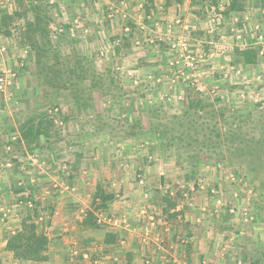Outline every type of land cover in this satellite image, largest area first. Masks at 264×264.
Instances as JSON below:
<instances>
[{"label":"rangeland","instance_id":"1","mask_svg":"<svg viewBox=\"0 0 264 264\" xmlns=\"http://www.w3.org/2000/svg\"><path fill=\"white\" fill-rule=\"evenodd\" d=\"M231 2L192 0L201 12L192 23L209 31L213 42L219 41L218 28L232 35L236 27L245 28L243 40L250 45L252 23L235 24L233 17L248 14L264 24V0H237L240 11L230 10ZM143 3L124 0L119 8L127 14L129 33L124 35L119 16H108L113 0H0V17L10 18L9 32L0 33V77L14 74L0 89V207L8 210L7 218L0 215V264H97L100 253H81L80 247L98 245L97 236L108 231V221L112 228L119 226L120 206L143 207L148 201L166 205L167 200L166 206L174 204L172 210L179 206L178 214L170 211L168 216H179L183 224L201 218L204 225L190 224L199 233L209 222H218L215 239L220 246L230 232L248 233L253 225L264 232V108L238 102L235 79H210L207 74L228 61L244 66L236 57L249 48L227 44L224 51L237 53L225 54L228 61L222 57L220 62L211 48L198 66L197 80L182 79L185 69L170 65L172 44L189 38L190 24L175 23L174 4H166L167 14L161 17L156 11L148 15ZM205 9L216 15L214 27L206 21ZM75 19L81 31L72 37L68 23ZM34 25L35 35L30 32ZM84 29L89 33L82 34ZM146 40L151 46L144 45ZM187 42L197 54L208 55L203 43ZM210 85L218 86L224 97H210ZM197 101L206 106L199 113L191 107ZM41 119L48 122L47 134L32 143L24 140L27 122ZM149 171L155 186L161 182L168 187L146 184ZM97 186L114 197L105 209L93 200ZM149 190L151 197H144ZM33 208L49 241V257L42 263L16 261L5 251L7 238L20 228L9 216L16 213L21 220ZM90 214L95 225L83 226ZM231 243L234 249L250 248L246 238ZM138 244L146 250L147 244ZM221 248L199 264H253V254L243 261L240 252L232 249L234 254L225 256ZM101 254L106 264L109 253L103 249Z\"/></svg>","mask_w":264,"mask_h":264},{"label":"crops","instance_id":"2","mask_svg":"<svg viewBox=\"0 0 264 264\" xmlns=\"http://www.w3.org/2000/svg\"><path fill=\"white\" fill-rule=\"evenodd\" d=\"M166 1L167 0H153V7L156 9H151L149 13L153 15V12L156 11L155 12L156 14H159L161 15V17H163V15L167 14L165 10ZM181 1L183 2L182 5L183 7L181 8L180 3H174L176 7L175 9L176 14L172 15L171 17L175 18L174 19L175 23H179L183 21L184 23L188 22V24H190L188 25L190 27L189 36H188L189 38H186V40L193 42V45L194 44L199 45L203 43L201 49L207 50L208 55L212 48L213 50L211 52L213 53L215 52L214 56L219 57L217 58L218 62L221 61L222 57L223 58L225 57L226 60L229 56V55L225 56V54L227 53L234 55L233 52H235L236 49L241 48L242 49L241 51H243V47L239 46L238 44H236L235 46L236 49L233 50V48H228L227 51H224V48L225 47L227 48V46L225 45L235 43L232 34L229 33L231 32L229 31V29L218 28L217 29L218 31L216 33H218L219 41L213 42L210 37L209 31L206 32L204 29L200 28L199 25L195 22H193L195 23V25L192 26L193 24L192 21H194L197 18L198 14L201 13L200 9L199 10L194 9L192 0H181ZM185 6L187 7L185 8ZM136 7L137 8L142 7V3L136 4ZM142 12L145 14L144 10ZM149 13L147 14L149 15ZM202 13L204 17L207 18L206 21L209 23L208 18L211 17L212 10L205 9L204 11H202ZM108 16H110L111 18L113 17V19L116 18V16L114 17V15H108ZM166 17L169 18L170 15H167ZM222 20L223 19H221V21ZM228 20L229 23H231L230 17H228ZM137 24H139L143 30L145 29V27L141 25L142 24L141 22L137 21ZM195 29H197V31L195 32L192 31ZM136 30H138L137 27ZM179 31L181 35L185 34V32H183L182 30ZM150 32L151 30L147 28L146 33H150ZM163 33L165 32L163 31L162 34ZM180 39H183V37H181ZM148 44H149L148 40H146L144 45L147 46ZM149 46H151V44H149ZM236 58L240 59V62H242L246 66L250 65V64H246L241 56L238 55V57ZM168 177L169 176H166L162 183H166L167 182L166 178ZM151 178L152 175L151 172L149 171V173L147 172L146 184L151 185V183L153 182L155 186V180ZM160 183L161 182H159L156 186H158ZM166 186L159 185V187H166ZM146 194H144V197L147 196L151 197L150 190ZM153 203L154 202L148 201V203L145 206H143L145 209H149L148 214L149 213L153 214L156 221L155 222L156 226H154L155 228L154 227L152 228L150 233V239H148V242L146 243L147 244L146 250L144 247L143 248L135 247V245L139 246L138 241H142V239L139 238L138 235L141 237L144 226H148V218L140 214L141 207L139 206L137 207L135 205L130 206V204H127V206H120L121 207L120 213L121 216H123L122 218L124 219L120 218L121 220L119 222V226L113 228L112 226L107 227L108 231L112 232L116 237L115 238L116 242L114 243V245L104 244L103 240H104L105 232H103L99 234V236H97L98 245H96L93 248L91 247V249L84 248L83 246L84 249L80 247L79 251L81 253L86 250L99 252L100 254H97V260H98L96 262L97 264L105 263L106 257L103 258L101 254L103 249L105 252L109 253L107 258L108 262L106 264H199L200 260L203 259L205 256H207L208 253H212L211 255H213L214 254L213 252H217L218 250L217 248L219 247H222L219 251L220 253H224L225 256H232L234 254V251L232 249L234 248L232 246L231 241H237L241 239L245 240L246 238L247 241H250V248L244 244L241 245L240 247H237L239 249H234L236 250L235 253L237 254L238 252H240L239 255L241 256L243 261L249 258L250 254H253L255 256V258L252 260L253 264H257V263L264 264V232H262V230H257V228H255L254 225L253 227L250 226L253 230L248 233L242 232L239 234H235L233 232H230L228 238L227 239L224 238L225 241L220 246L221 244L220 239H218V237L215 239L216 237L215 231L218 230V226H219L218 222L217 223L209 222V225L205 228V231L203 233H199L197 232L198 228L196 230L195 227L196 225L194 227L192 226L191 228L190 224L194 225V223H198V222L200 223L201 218H196L197 216L196 215L195 218L197 220L194 219V217H192L193 220L190 221L189 224L188 221L191 217L188 216L187 212H189L188 211L189 209L187 207H184L182 212H184V218H183L184 222L186 221L188 222V224H183L179 216H175L174 214L173 216H168V213L170 211L173 212L175 211V213L178 214L179 212L177 211H180L179 206L175 208L176 210L170 209L169 211H164L166 205L162 204L161 202H159L160 204L156 203L157 205H153ZM122 204H126V203L123 202ZM15 214L10 215L9 217L11 222L14 223L13 226L14 227L16 226L17 228L20 227L21 215H15ZM198 225L200 226V224ZM201 225H204L203 221L201 222ZM135 232L138 233L136 234ZM157 235L159 237V241L155 240ZM243 235L245 237H243ZM100 238L101 240H99ZM149 246H151L152 249H149ZM3 247L0 246L1 252H3ZM251 249L252 251L249 252ZM83 255L84 254H82V256ZM203 261L204 260H202V262Z\"/></svg>","mask_w":264,"mask_h":264},{"label":"built area","instance_id":"3","mask_svg":"<svg viewBox=\"0 0 264 264\" xmlns=\"http://www.w3.org/2000/svg\"><path fill=\"white\" fill-rule=\"evenodd\" d=\"M113 6L111 9V15H118L121 21H123V31L127 35L129 33V25L127 22V14L124 12V10H120L119 8L124 5V0H113ZM115 8V9H114ZM114 9V10H113ZM125 20V21H124ZM216 21V15H212L209 18V25L214 27L213 23ZM223 23L225 27H227V24L223 18ZM233 22L235 24L238 23H244L245 25H250L253 31V42L248 45L245 43V40H243V32L245 28H239L236 27L232 32H234L233 39L236 44H238L241 47H246L249 49H253L256 51V61L253 64H250L249 66H236L235 64L224 63L219 67V70L214 69L213 67L209 68L208 78H213L214 76H218L222 81H226L227 79H235L237 81V84L239 85V90L237 93V100L238 102H247L252 103L257 106H260L264 108V24H261L257 21H253L252 18L248 14H241L233 17ZM68 34L72 37L75 36V33L81 31L77 30L80 23L78 19L73 20L72 22L68 23ZM57 32L62 33V28L58 29ZM88 29H84L82 31V34H88ZM172 48L175 53L174 59L170 61V65H181L182 69H185L186 75L183 73V71L180 73L181 78H186L187 80L193 81L197 80V69L198 66L202 63H205L206 58L209 55H206L204 53L197 54L195 50H192L190 47V44L187 42L186 39H180L172 44ZM3 50V49H2ZM106 50V49H104ZM100 55H106L105 51H101ZM216 71L218 72L217 74ZM14 74L12 75V77ZM8 75H5V77H0V89L6 88L7 85L10 84L11 78ZM194 85V84H193ZM222 91L219 90L218 86L216 85H210L207 91V94L214 98V99H222L224 96L222 95ZM226 94V93H223ZM13 141L15 138H12ZM6 151L11 150V145L5 146ZM68 189V188H66ZM28 207H32V203L28 201L26 203ZM7 212L8 210L1 206L0 207V215L7 218ZM232 212V210H231ZM140 214L142 216H145L148 218V226H144L141 239L142 243L146 244L148 242V239H150V233L151 230L155 225V217L153 214L149 213L144 208H140ZM124 219V218H122ZM100 221V220H99ZM108 225L111 226V223L108 221ZM114 225V224H113ZM155 228V227H154ZM167 231V230H165ZM157 241H159L158 235L156 236ZM84 258L87 257V254L83 255Z\"/></svg>","mask_w":264,"mask_h":264},{"label":"trees","instance_id":"4","mask_svg":"<svg viewBox=\"0 0 264 264\" xmlns=\"http://www.w3.org/2000/svg\"><path fill=\"white\" fill-rule=\"evenodd\" d=\"M145 0H135V2H142ZM204 3H212L216 4L217 0H201V2ZM181 0H167L165 5H173L174 3H180ZM144 10L147 11L146 13H149L151 9H154L153 7V0H146V3L144 4ZM241 8V7H240ZM239 4H237V0H232L231 2V8L230 10L240 11ZM229 9V8H228ZM10 18L7 17H0V33H8V23ZM37 26H32L30 28V32H34L35 35L36 32L32 31ZM131 27V24H130ZM126 35V34H124ZM237 53V51H236ZM238 55H241L243 61L246 64H253L256 61V51L255 50H245L243 52H238ZM77 103V102H76ZM194 112L199 113L201 112L206 106L203 105L201 102L197 101L195 104L191 105ZM44 123V124H43ZM47 121L45 119H41L39 123H35L34 120L27 122V124L22 129V138L26 140L27 142H34L38 141V139L47 134L49 127L47 125ZM46 124V125H45ZM45 125V126H43ZM153 134L157 132V129H152ZM168 145L171 147L172 142L168 141ZM113 195L110 193H105V191L100 187L97 186L95 195H94V201L98 199L100 201V204L97 206V208L105 209L107 205H109L113 201ZM167 205V200H164ZM174 207V204H169L165 207L164 211H169ZM90 219L88 221H83V226H91L95 225L92 220L93 216L90 214ZM38 218V212L37 210L30 209L27 210V213L22 216L20 220V228L17 232L10 235L7 238V242L5 245V251L9 255L10 258L16 261H29L33 263H42L46 262L48 260L49 254H48V247H49V241L48 238L44 235V233L40 230L38 222H36ZM92 221V222H91ZM91 222V223H89ZM94 227V226H93ZM115 235L110 232L106 231L104 233V244L107 245H114L116 242Z\"/></svg>","mask_w":264,"mask_h":264}]
</instances>
